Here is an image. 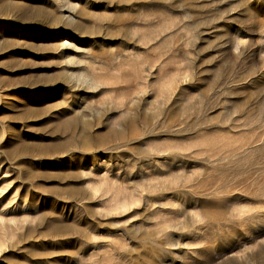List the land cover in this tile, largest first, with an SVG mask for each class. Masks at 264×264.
Listing matches in <instances>:
<instances>
[{
	"label": "rangeland",
	"instance_id": "1",
	"mask_svg": "<svg viewBox=\"0 0 264 264\" xmlns=\"http://www.w3.org/2000/svg\"><path fill=\"white\" fill-rule=\"evenodd\" d=\"M0 264H264V0H0Z\"/></svg>",
	"mask_w": 264,
	"mask_h": 264
},
{
	"label": "bare ground",
	"instance_id": "2",
	"mask_svg": "<svg viewBox=\"0 0 264 264\" xmlns=\"http://www.w3.org/2000/svg\"><path fill=\"white\" fill-rule=\"evenodd\" d=\"M140 3V2H139Z\"/></svg>",
	"mask_w": 264,
	"mask_h": 264
}]
</instances>
